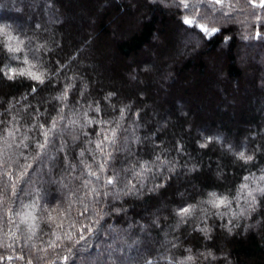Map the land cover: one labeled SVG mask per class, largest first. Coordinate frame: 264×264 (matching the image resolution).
<instances>
[{
  "label": "trees",
  "instance_id": "obj_1",
  "mask_svg": "<svg viewBox=\"0 0 264 264\" xmlns=\"http://www.w3.org/2000/svg\"><path fill=\"white\" fill-rule=\"evenodd\" d=\"M4 24L0 264H264L261 0H0Z\"/></svg>",
  "mask_w": 264,
  "mask_h": 264
},
{
  "label": "snow or ice",
  "instance_id": "obj_2",
  "mask_svg": "<svg viewBox=\"0 0 264 264\" xmlns=\"http://www.w3.org/2000/svg\"><path fill=\"white\" fill-rule=\"evenodd\" d=\"M220 2H221V0H216V3H220ZM261 2L264 3V0H261ZM183 23H184L185 25H188V24L190 23V21H188V20H184ZM9 28H11V25H10V24H4L2 27H0V31H5L6 29H9ZM191 30L195 31L196 29L193 28V29H191ZM200 30L203 31V32H205V34H207V29H203V28H201ZM212 32H213V34H215L216 29H213ZM5 34H7V33L5 32ZM8 50H9V52H15V51H17L18 49L9 46V47H8ZM8 72H12V75H9L8 78H9V79H13V78L15 77L16 73H15L12 69H8V70L5 72V75H7ZM20 75H23V73H20ZM28 75L31 76L33 79H37V80H39V83H41V84L44 83L43 80H40L38 77L34 76L32 73H29ZM33 91L35 92V91H37V89L34 88ZM111 95H112V94L109 93V96H111ZM125 107H127V106H125ZM120 111H121V115L123 116V114H124V109L122 108ZM89 123H91V121H89ZM54 126H55V125H54ZM114 134H115V133H114ZM45 137H46V142H47V134H45ZM105 139H107V137H105ZM204 146H205L204 144H201V147H204ZM40 147H41V148H44L45 145H44V144H41ZM100 147H101V145L98 143V144H97V148H100ZM109 155H110V154H109ZM237 159H238V160H243L244 163H248L249 161H251V160L253 159V157H252V156L245 155L244 152H240L239 155H238V157H237ZM141 167L143 168L144 165H141ZM172 170H173L172 168L169 169V171H172ZM101 171H103V165H101ZM89 175H96V173L90 171V172H89ZM262 178H264V177H262ZM246 179H247V178H246ZM106 184H107V185H112V184H113V179H112V178H108V179L106 180ZM133 187H135V186L133 185ZM155 187H161V185H156ZM153 190H154V189H149V191H153ZM93 191H95V190H93ZM131 191H132V189L129 188L126 192H124V194H125V195H128L129 193H131ZM258 191L260 192V195H261L262 197H264V188L258 189ZM104 195H109V193H104ZM209 196L213 197V199H211V200H209V201H206V202L209 203V204H211L213 207H220L221 205H225V204L227 203L226 198H217L215 193H209ZM113 198H114V199H119L120 196H119L118 193H117V194H113ZM253 201L255 202V197H253ZM191 207H192V206H188V207H180L179 210L176 212V215H178V216H180V217H182V218H183L184 216L189 215L190 210H191ZM251 210H252V211H255L254 203H253V206H252ZM189 259H191V257H189Z\"/></svg>",
  "mask_w": 264,
  "mask_h": 264
},
{
  "label": "rangeland",
  "instance_id": "obj_3",
  "mask_svg": "<svg viewBox=\"0 0 264 264\" xmlns=\"http://www.w3.org/2000/svg\"><path fill=\"white\" fill-rule=\"evenodd\" d=\"M231 22H235L236 23V21L237 20H235L234 18L232 19V20H230ZM180 37H184L183 38V41L182 42H180L179 43V47H180V49H179V52L180 53H185L186 51H189V52H191V50L190 49H198L200 46H201V43H200V40L193 34V33H188V32H181L180 33ZM247 42V39H243L242 40V43L244 44V43H246ZM244 46H246L245 44H244ZM245 48H247V47H245ZM249 51L250 52V55H247V53H246V55H247V59H250L251 57H252V55L253 54H256L257 56H258V53H257V51H256V49H253V51H250V49H246V51ZM244 51V50H243ZM245 51V52H246ZM250 60H252V58L250 59ZM254 61V60H253ZM261 62V63H260ZM257 64H259L260 63V65H262V67H263V71H264V59H263V57L261 58V57H259V61H257L256 62ZM262 78H264V77H262Z\"/></svg>",
  "mask_w": 264,
  "mask_h": 264
}]
</instances>
